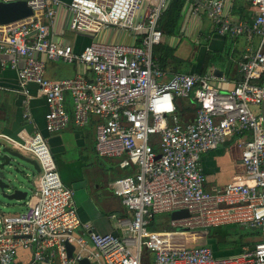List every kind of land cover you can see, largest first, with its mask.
<instances>
[{"label": "built area", "instance_id": "1", "mask_svg": "<svg viewBox=\"0 0 264 264\" xmlns=\"http://www.w3.org/2000/svg\"><path fill=\"white\" fill-rule=\"evenodd\" d=\"M25 1L33 15L0 26V54L8 57L22 92L29 96L33 86L45 100L48 133L94 122L96 156L132 173L109 184L127 217L111 215L117 235L100 234L79 219L73 191L62 183L40 132L0 137L39 168L33 200L25 199L17 214L0 215V264H80L84 258L90 264H264V0H249L255 14L250 22L230 21L227 0H191L195 10L207 11L219 34L256 39L237 62L241 80L227 88L222 85L230 82L212 71L166 78L153 51L166 31L161 22L170 0H69L63 4L69 30L91 39L80 51L50 35L59 0ZM106 31L124 32L130 40H100ZM46 62L82 65L86 73L52 81ZM190 97L195 114L181 121L176 102ZM233 136L244 174L207 192L201 156ZM176 211L187 216L169 217L167 229H150L156 215ZM222 225L253 229L260 239L217 256L208 236ZM20 251L29 254L25 262Z\"/></svg>", "mask_w": 264, "mask_h": 264}, {"label": "crops", "instance_id": "2", "mask_svg": "<svg viewBox=\"0 0 264 264\" xmlns=\"http://www.w3.org/2000/svg\"><path fill=\"white\" fill-rule=\"evenodd\" d=\"M59 1L62 5L57 8L50 35L54 41L70 43L75 51H80L91 39L84 35L74 34L69 30L70 15L63 6L69 0ZM191 2V0H170L168 10L161 22L166 31L161 43L155 47L153 57L159 64L158 59L162 55L160 48L165 46L172 50V57L187 64L185 70L178 71L179 73L204 74L212 71L216 78L224 77L230 82L222 87H231L232 83L241 80L237 62L248 45L251 48L256 46V39L248 43L244 38L231 39L227 35L219 34L207 11L203 8L195 10ZM225 12L227 18L232 22H250L255 15L249 0H227ZM99 35L100 40L106 39V41L112 42H128L130 40L126 33L118 31H106ZM102 35H105V39L102 38ZM183 39L193 42L195 48L183 45L182 56H178L177 51L183 43ZM208 54L221 55L223 62L221 64L212 63L204 68L205 58ZM162 69L167 73L166 78H169L172 73H178L172 65L171 58H167ZM77 73H86V70L78 64L46 62L45 76L49 80L59 81L71 78ZM176 105L181 121L193 118L196 109L193 97L179 99ZM26 113L29 114V120L24 116ZM46 113V102L36 88L30 86L29 96L25 95L19 87L16 71L8 64V57L0 54V137L7 136L16 139L23 130L29 133L35 130L40 132L50 145L60 179L66 187L73 191V203L79 219L89 223L100 234L115 232L114 223L109 217L111 215L127 217V214L121 200L110 192L109 184L119 177L131 174V170L118 169L114 167L112 160L96 156L94 122L86 128L79 129L70 125L61 132L48 133L45 128ZM1 139L3 140V138ZM154 147L157 149V144ZM77 150L79 158L74 160L72 155ZM22 155L33 160L29 155ZM200 168L204 176V190L207 192H214L236 177H242L244 167L241 163V148L237 137H231L217 149L203 154ZM65 169L66 171H64ZM35 172L33 188L36 187L38 180V171ZM18 207H22V210L24 201ZM153 224L156 225V223ZM161 229H167V223L159 228L155 226V230ZM210 231L208 244L213 249L219 250V253L235 254L240 252L237 249H227L229 252L220 249L215 240L210 239ZM253 239L254 237L247 238L248 241ZM19 254L24 262L29 258V254L25 251H20Z\"/></svg>", "mask_w": 264, "mask_h": 264}, {"label": "water", "instance_id": "3", "mask_svg": "<svg viewBox=\"0 0 264 264\" xmlns=\"http://www.w3.org/2000/svg\"><path fill=\"white\" fill-rule=\"evenodd\" d=\"M32 15L33 11L25 0H0V26L13 24L30 18ZM260 115L263 121L264 133V81ZM27 164L31 165L34 171H39L35 161L23 156L4 139H0V212L18 207L26 199L25 186L28 179L25 173V165ZM185 216H187L186 211H176L171 213L170 218L174 220ZM117 233V231L113 232L114 235H117ZM67 248L70 255L73 248L70 245ZM80 264H90V262L84 258Z\"/></svg>", "mask_w": 264, "mask_h": 264}, {"label": "trees", "instance_id": "4", "mask_svg": "<svg viewBox=\"0 0 264 264\" xmlns=\"http://www.w3.org/2000/svg\"><path fill=\"white\" fill-rule=\"evenodd\" d=\"M160 51H162V55L158 59L159 65L163 68L165 66L167 58H171L172 65L174 69L178 71H183L187 67V64L183 61L176 60L172 57V50L165 48V46H161ZM223 57L219 54H208L205 58L204 68L212 63H222ZM205 70V69H204ZM155 225V224H153ZM151 225L150 229H155V226L159 228L160 225L156 224L155 226ZM227 228V229H226ZM226 229V230H225ZM210 239L215 240L217 246L220 249H224V247H228L227 249H237L241 250L245 245L252 244V241H248L247 238H253L258 234L255 230L250 228H243V231L239 232V229L236 225H222L218 227H214L210 229ZM260 239V238H259ZM258 239V240H259ZM145 264H150L146 262Z\"/></svg>", "mask_w": 264, "mask_h": 264}, {"label": "rangeland", "instance_id": "5", "mask_svg": "<svg viewBox=\"0 0 264 264\" xmlns=\"http://www.w3.org/2000/svg\"><path fill=\"white\" fill-rule=\"evenodd\" d=\"M102 38L105 39V35H102ZM183 43L179 46L178 48V51H177V55L178 56H182V46H186V45H190L192 47L195 48V45L193 42H189V40H186V39H183L182 41ZM255 110V109H253ZM233 137H237V136H233ZM74 157V160H76L77 158H79V152L78 150L72 155ZM62 158V157H61ZM26 169H25V173L27 175V181L28 183L26 184L25 186V191L27 192V200H33V193L35 191V188L32 187V182H33V179H34V176L36 175V172L34 171L33 167L31 165H25ZM58 169V168H57ZM66 171V169L64 170ZM59 173V171H58ZM62 181V180H61ZM63 183V182H62ZM34 189V190H33ZM22 207H15V208H12V209H9V210H3L2 212L0 213H3V214H17L20 212ZM169 214H159V215H156L155 218H154V223L160 225V226H164V223H167L168 219H169ZM238 229H239V232L243 231V228H240L238 226H236ZM227 229V228H226ZM225 229V230H226ZM259 234H256V236L254 237L253 240H258L260 237H258ZM252 240V241H253ZM228 247H224V250L225 251H228L227 250ZM214 254L217 255V256H226V255H230L229 253H226V252H223V253H219V250L217 249H214ZM229 252V251H228ZM23 255V254H22Z\"/></svg>", "mask_w": 264, "mask_h": 264}]
</instances>
